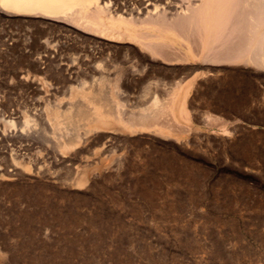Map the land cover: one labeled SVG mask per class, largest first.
<instances>
[{
    "label": "rangeland",
    "instance_id": "374dc122",
    "mask_svg": "<svg viewBox=\"0 0 264 264\" xmlns=\"http://www.w3.org/2000/svg\"><path fill=\"white\" fill-rule=\"evenodd\" d=\"M39 19L0 17V171L7 176L18 165L13 178L0 177V264H264V70L226 64L207 76L169 65L134 39L96 44ZM38 38L60 48L46 56ZM68 52L86 57L69 53L68 61ZM72 58L76 70L64 67ZM96 63L112 69L107 93L130 118L196 76L194 86L178 88L186 116L177 108L145 127L112 118L90 128L81 120L64 133L57 112L99 76ZM75 134L78 142L67 145Z\"/></svg>",
    "mask_w": 264,
    "mask_h": 264
},
{
    "label": "bare ground",
    "instance_id": "6f19581e",
    "mask_svg": "<svg viewBox=\"0 0 264 264\" xmlns=\"http://www.w3.org/2000/svg\"><path fill=\"white\" fill-rule=\"evenodd\" d=\"M0 17H3L4 19H6L8 21L19 20V21H22L23 23H28V24L30 22L34 21V18H40L39 20H41L42 22L48 23V24H52L53 27L55 26L54 24H58L60 28L67 27V30L78 32L77 34H80L82 38L84 37V39H89L92 42H96V44H97V42L104 41L105 45H108V44H111L109 41L112 42V41H115V39H117V40L123 39V38L134 39V40H136V42L138 41L143 46H145L147 49H149L151 51V53H153L154 56L156 55L155 56L156 58L159 56L165 58L167 60L166 63H168L169 65L175 64V63H177V64L181 63L184 65L188 64V65H191L190 69H192L194 71L199 69V68H204V73L207 76H209L210 74L213 76V74L215 75L216 73H221L219 71L223 70L224 69L223 65H226V64L231 65V66L234 65V67L238 66L236 68H239L240 70H241L240 67H242V66H244L246 68L252 67V69L254 68L255 70L261 69V71H260L261 73L264 70V0H136L135 4H131V5H129L128 0H0ZM3 21L4 20H2V22ZM22 22H20V23H22ZM10 26L13 27L14 25L11 24ZM26 26L23 27V30ZM36 27H38V26H36ZM46 27H45V29L47 32ZM3 28H4V26H3ZM30 29H31V27H30ZM34 29H32V30L34 31ZM38 29H39V27H38ZM42 29L43 28H41V30ZM6 30H7V28H6ZM55 30L56 29H54V31ZM28 31H29V28H28ZM28 31L26 33H28ZM9 32H10V30H9ZM14 32H15V30L13 31V33ZM51 32H53V31H51ZM61 32H62V29H61ZM40 33H42V31L41 32L37 31L38 35ZM55 33H57V30ZM72 33L74 35V32H72ZM9 34H11V32ZM30 34L32 35V33H30ZM53 34H54V32H53ZM64 34H66V33H64ZM13 35H16V34H13ZM42 35H43V33H42ZM42 35H41V37H42ZM57 35H60V34L58 33ZM10 36H12V35H10ZM18 36L19 35L12 36V38L13 37L17 38ZM25 36H27V35H25ZM54 36H56V35H53V37ZM69 37L70 36H68V39L71 40L72 38L70 39ZM61 38H64V37H61ZM77 38H79V37H77ZM21 39L22 38H20V40ZM38 39H40V38H38ZM27 40L28 39H26L24 41L27 42ZM47 40L50 41L51 39L49 40V38H48ZM89 40H87V41L89 42V45H90ZM34 41H35V39H34ZM56 41H58L57 38H56ZM4 42H6V41H4ZM10 42H11V38H10ZM43 42H41V39H40L38 41V43L36 42V44H38V47L40 46V48H42L43 51L46 52L45 53L46 56H49L50 54H52V51H56V48H58V47L60 48V43H58V42H57L59 44V45H57L58 47H56L54 45V47H56L55 50H53L54 47H50L49 44L45 40ZM63 43H64V41H63ZM84 43H85V45H88V43L87 44H86V42H84ZM119 43H121V42H119ZM31 44L28 43L29 47ZM66 44L64 43L65 46H66ZM77 44L79 45V43H77ZM83 44H81V46ZM96 44L93 43L94 46H96ZM118 44H117V46H118ZM16 45H18V44H16ZM125 45L126 44H124V46ZM13 46L14 45H12L11 47L13 48ZM61 46H63V45H61ZM65 46H63V47H65ZM122 46H123V44H122ZM84 47L87 48V46H84ZM88 47H90V46H88ZM105 47H107V46H105ZM115 47H113V48H115ZM135 47H137V46H135ZM30 48L32 49L33 47H30ZM67 48H71V47H67ZM125 48L127 49V45L125 46ZM138 48L140 49V47H138ZM31 49H30V51H32ZM61 49H62V47H61ZM72 49H73V47H72ZM81 50H83V49H81ZM34 51H36V53H37V49ZM39 51H40V49H39ZM102 51H104V50H102ZM131 51H133V50H131ZM136 51H137V49H136ZM66 52H67V50L65 51V53ZM85 52H87V51H85ZM41 53H39L40 55L38 54L40 57H41ZM47 53L49 55H47ZM60 53L61 52H59V54ZM65 53H64V55H65ZM69 53L70 52L67 53L68 54L67 56L69 57L68 61L71 60ZM84 53H82V54H84ZM140 53H142V52H140ZM25 54H27V51L25 52ZM92 54H93V52H92ZM75 55H76V53H75ZM75 55L74 56L72 55V56L76 57V59H77V57L79 58V56H83L82 59H84L86 57V56L84 57V55H80V54H79V56H78V54L76 56ZM94 55H95V53H94ZM56 56H54L53 58H56ZM60 56H62V54ZM60 56H57V57H60ZM40 57H39V59L43 58V57L42 58H40ZM63 57H66V56H63ZM87 57H89V56H87ZM94 57H92V58H94ZM150 57H151V55H150ZM153 57H152V59H153ZM92 58L90 55V59H92ZM96 58L98 59V56ZM141 58L145 59L144 56ZM76 59L73 60V58H72V61L74 62ZM105 59H106V57H105ZM33 60H35V59H33ZM37 60H36V62H37ZM65 60H66V58H65ZM46 61H47V59H46ZM62 61H63V59H62ZM102 61H103V59H102ZM102 61H101V63L106 62L105 60H104L105 62L104 61L102 62ZM154 61H156V59ZM157 61H158V59H157ZM163 61L164 60H162L161 62L163 63ZM50 62H52V61H50ZM73 62H71V63H73ZM91 62H92V60L90 61V63ZM97 62H100V61H97ZM71 63L67 64L66 66L64 65V67H66L70 70H72L73 68L76 70L75 62L73 63L74 65ZM83 63L88 64L87 60H86V62H83ZM101 63H96L95 65L91 64V65H93V67H92L93 69H91V71L94 72L93 74H99V76H94V79L92 81L86 80L85 82H83L84 84H82L81 88H84V89H82L78 94H76L77 97L73 102L70 103L71 106L67 109H63V110L61 109L57 112L56 117L58 118V121L61 124V126H64L63 128H65L62 130V131H64V133H65V131H66V134L69 133V132H67V131H69V128L70 129L73 128L75 123H77V122L80 123L79 121H81V120L84 121L88 126H90V128H98L101 126H108L111 123L112 118H114V120H116L117 122H121V123L127 125L128 127L133 126L135 123H138V124L140 123L145 127L148 125L150 126L153 123V121L157 118V115L160 116L161 114H164V113L167 114V112L168 113L171 112V114L173 115V113H175L177 111V108H178V111L181 112V115L186 116V111H187L186 106L181 101L180 96H178V94H179L178 90L180 88H190L194 84V80L196 79V76L189 79L187 82H185V84H183V82H181V81H178L177 83L174 82V84H175L174 88H177V89H175L176 92H174L171 95V98L161 99L162 97L161 98L156 97V99L153 100L154 101L153 106L151 105L152 107L149 108L151 110H149V112L147 110L148 113L146 112V109L148 108L147 107V108H144L145 109V112L143 111L144 113L141 112V114L137 115L138 117L134 116V118H132V117L130 118L128 116H124L120 112L121 109L119 110V108H117L116 102L115 103L111 102V100H110L111 95L110 94L108 95L107 88H108V86H110L109 81H108L110 79V77L108 75H110L112 69L111 70L107 69L108 67L104 66ZM42 64L44 65L45 63H42ZM46 64H48V62ZM59 64L58 63L54 64V65H58L57 69H58V67H60V69L63 67V65H59ZM177 64H175V65H177ZM181 64H180V66H181ZM76 66H78V65H76ZM118 66L120 68V65H118ZM172 66H174V65H172ZM172 66H169V67L172 68ZM35 67H38V66H35ZM49 67H50V65H49ZM86 67L87 66H85V69L88 68L90 70V66L87 68ZM110 67L112 68V66H110ZM169 67H168V69H169ZM175 67L176 66H174L173 68H175ZM182 67H184V66H182ZM186 67H187V65H186ZM51 68H52V66H51ZM55 68H56V66H55ZM66 68H64V69H66ZM228 68H230V67H228ZM60 69H58V70H60ZM85 69H83V72H85L84 71ZM118 69H116V70H118ZM225 69H224V71H225ZM180 70H182V68ZM183 70H185V69L183 68ZM187 70H188V68H187ZM243 70H246V69H243ZM51 71H53V70L51 69ZM64 71H66V70H64ZM91 71H89V72H91ZM186 71H185V73H186ZM44 72H46V71H44ZM54 72H55V70H54ZM59 72L62 74L65 73V72H62V70ZM59 72H55V73H59ZM113 72H112V74H113ZM181 72H180V74H181ZM253 72H254V70H253ZM75 73H76L75 76L79 75V74L77 75V71H75L74 74ZM192 73H193V71H192ZM255 73H256V71H255ZM257 73L259 74L258 71H257ZM189 74L186 73V75H188V76H189ZM263 74H264V71H263ZM72 75L70 74L69 77ZM206 75H204V76H206ZM188 76H185V77L183 76L182 79L185 80L184 78H187ZM204 76H200V78L204 77ZM260 76H262V75H260ZM74 78H77V77H74ZM205 78H207V77H205ZM158 80H160V78ZM163 81H165V80H163ZM161 82L162 81H159L158 83H161ZM158 83H156V84H158ZM164 83H162V84H164ZM195 84L198 85V83H195ZM159 86H161V85H158V87ZM170 88H173V86ZM109 96H110V98H109ZM119 107H120V105H119ZM13 113H15V112H13ZM168 115H170V114H168ZM135 117L138 119V121H137V119H135ZM150 117L155 118L152 121V123L150 122L152 120ZM163 118H164V115H163ZM166 118H168L167 115H166ZM169 118H170V116H169ZM169 118L167 120L172 119V118H170V119ZM156 120H158V118ZM29 121H30L29 119H28V121L26 120V122H29ZM52 121H54V120H52ZM84 122H82V123H84ZM162 122H160V123H162ZM165 122H167L166 119H165ZM167 123H171V122L168 121ZM26 124H28V126H25ZM26 124H23L22 126H25L28 128L30 123H26ZM72 124H73V126H72ZM55 125H56V123H55ZM79 125H81V124H78V126ZM161 125H163V124H161ZM70 126H72V127H70ZM30 127H31V125H30ZM55 127L57 128V126H55ZM27 128H25V129L23 128L24 130L21 132H24ZM34 128L36 131L39 130L38 127L34 126ZM59 128L62 129L61 127H59ZM59 128L57 130H59ZM156 128H158V127H156ZM153 129H154V127H153ZM86 130H87V128H86ZM133 130H134V128H133ZM17 131H19V130H17ZM55 131H56V129H55ZM59 131L61 132V130H59ZM23 134H26V132H24ZM58 134L54 135V137L58 138L57 137ZM19 136L20 135H18V137ZM60 137L61 136H59V139H61ZM70 137H71V139L69 138L70 140H69V142H67V145H75L79 140L78 139L79 137L76 134H75V136L72 135ZM39 139L42 141L41 138H39ZM57 142H58V147L63 148L65 146V143H62V141L60 142V140H57ZM16 167H18V165H16ZM15 168L13 170L11 169L12 173H10L7 176L3 173V169H2V171H0L2 173V174H0V177L1 176H2V178L3 177L4 178L10 177V179H11V176L15 175L13 172V171H15ZM16 171H17V169H16ZM9 172L10 171H8V173ZM31 172H33V171H31ZM15 173H17V172H15ZM12 178H13V176H12Z\"/></svg>",
    "mask_w": 264,
    "mask_h": 264
}]
</instances>
